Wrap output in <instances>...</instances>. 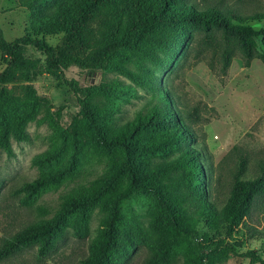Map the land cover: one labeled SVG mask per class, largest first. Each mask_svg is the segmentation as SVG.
<instances>
[{
	"label": "trees",
	"instance_id": "obj_1",
	"mask_svg": "<svg viewBox=\"0 0 264 264\" xmlns=\"http://www.w3.org/2000/svg\"><path fill=\"white\" fill-rule=\"evenodd\" d=\"M16 4L30 12L34 34L8 41L0 27L5 62L0 71V148L12 154V141H28L27 125L35 122L47 124L60 142L35 156L34 164L43 167L72 152L67 166L41 171L22 189L32 196L73 179L77 174L73 158L85 155L87 149L106 158L108 172L64 194L51 217L32 221L3 238L0 264L31 245H36L38 257L46 256L67 227L76 238L86 236L95 207L107 210L109 219L96 250L76 264H120L140 243L150 251L146 264H170L189 238L198 239V219L212 229L223 226L227 234L243 222L255 198L264 197V160L258 163L257 176L244 178L246 160L239 155L230 194L217 210L207 199V166L192 144L191 126L156 71L170 66L168 55L184 52L195 32L202 33L205 45L219 50L223 73L235 50L246 67L254 58L264 64V24L252 25L263 20L264 13L244 15L194 0H16ZM59 33L63 39L57 46L38 36ZM27 46L44 55V65L24 54ZM70 65L122 76L150 91L151 104L117 124L119 107L107 102L127 94L131 85L115 77L82 87L65 78L63 71ZM43 72L61 79L77 98L79 115L70 128L58 124L60 108L53 111L48 99L37 94L32 81ZM134 194L152 197L146 229L135 217L126 221L123 204ZM203 249L183 251L186 264H213ZM247 253L251 264H264L256 252Z\"/></svg>",
	"mask_w": 264,
	"mask_h": 264
},
{
	"label": "rangeland",
	"instance_id": "obj_2",
	"mask_svg": "<svg viewBox=\"0 0 264 264\" xmlns=\"http://www.w3.org/2000/svg\"><path fill=\"white\" fill-rule=\"evenodd\" d=\"M194 2L232 8L244 15L264 13V0ZM31 21L30 12L18 6L16 0H0V27L8 41L26 33L34 34ZM263 24L264 19L252 22L255 27ZM38 36L53 46L59 45L63 39V33ZM214 49L204 44L202 33L195 32L187 49L177 56L169 54L171 65L161 68L156 74L160 83L172 93L177 109L191 126L194 133L192 144L199 149L201 162L207 166L204 183L207 199L220 210L230 194L239 155L246 160L244 178L257 176L258 163L264 160V64L254 58L250 66L246 67L235 50L229 67L223 73L219 69V50ZM24 54L39 58L42 65L45 63L44 55L33 46L25 47ZM4 66L0 52V71ZM63 72L65 78L77 80L82 87L97 85L115 77L130 84L131 89L127 94L112 97L107 102V105L115 103L119 107L115 113L117 124L131 120L138 111L145 110L151 104L150 91L135 86L115 73L76 65L68 66ZM32 83L37 94L48 99L53 111L60 108L58 124L62 128H70L79 115L80 106L69 86L47 72L36 76ZM27 130L30 139L20 142L13 140L12 154L0 148V243L3 238L30 222L51 217L59 208L64 194L88 185L108 172L106 158L87 149L85 155L77 154L73 158L77 166V174L73 179L57 188H48L29 196L22 189L24 182L35 179L41 171L67 166L72 159V152L43 167L34 164L33 158L56 147L60 138L47 124L30 122ZM152 201L149 195H132L122 208L126 221L135 217L146 229ZM108 219L107 210L95 207L86 236L76 238L72 228L67 227L63 237L46 256L38 257L36 245H31L1 264H76L96 250L95 245L104 234ZM195 231L198 239L189 238L182 252L170 264H186L183 251H189V247L199 250L201 246L204 247V255L212 258L213 264H251L247 252H256L264 258V197L255 198L243 222L229 234L223 226L212 229L201 219H198ZM149 257V248L140 243L131 248L130 254L120 264H146Z\"/></svg>",
	"mask_w": 264,
	"mask_h": 264
}]
</instances>
